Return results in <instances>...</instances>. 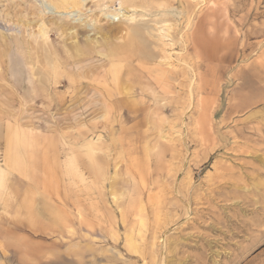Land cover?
Here are the masks:
<instances>
[{
  "label": "rangeland",
  "instance_id": "374dc122",
  "mask_svg": "<svg viewBox=\"0 0 264 264\" xmlns=\"http://www.w3.org/2000/svg\"><path fill=\"white\" fill-rule=\"evenodd\" d=\"M155 1L59 12L46 0H0V163L9 144L18 163L0 185V264H264V0ZM133 12L170 23V65L122 61L112 78L117 59L106 54ZM89 16L114 36L63 68L74 87L25 102L9 55L24 70L47 67L35 22L62 46L71 40L51 21ZM86 27L77 29L93 37Z\"/></svg>",
  "mask_w": 264,
  "mask_h": 264
},
{
  "label": "bare ground",
  "instance_id": "6f19581e",
  "mask_svg": "<svg viewBox=\"0 0 264 264\" xmlns=\"http://www.w3.org/2000/svg\"><path fill=\"white\" fill-rule=\"evenodd\" d=\"M53 8H55V10H59L60 11H68V12H80L81 8L84 6L85 1L87 0H46ZM92 4L94 5L95 8H100L99 10H101L102 8H106L108 6H112V5H116L117 8L116 10H121V9H142V10H146L147 7L152 4L155 3V0H89ZM155 1V2H154ZM159 2V1H158ZM156 2L157 7H161L162 3H158ZM156 8V7H155ZM111 9V8H110ZM160 9V8H159ZM97 10V9H96ZM39 11V10H38ZM133 11V10H132ZM58 12V11H57ZM116 12V11H115ZM114 11L111 12L110 10L108 11V14L110 16H115L118 15V13H115ZM123 12V11H122ZM93 13V12H92ZM91 13V15H92ZM102 13H104L102 11ZM101 13V15H102ZM146 13V12H145ZM99 14V13H97ZM107 14V15H108ZM66 15V14H65ZM144 14H137L136 12L131 13L128 16H125L126 21H128L126 27L124 28V34L121 36V41L124 42L121 44L119 43V45H114L112 48L109 49V51L107 52L106 55H108V60L113 61V59H117V62L115 64L112 63L110 70L111 71V76L112 78L117 77L118 74V69H119V65L121 64V62L125 61V64L127 63H133L134 60H137V63L135 64L136 68H139L140 64L143 62H149L148 60H153L156 57H158V60L161 62H164L166 64V66H169L170 64L166 63L168 60H170V55L169 53H167L164 49V47H166L167 45H169V42H164L163 39L170 37V29H171V25L170 23L167 22V20L161 19L158 20L157 18H154L152 20H150L153 25H148V24H144L141 22H138L140 17H143ZM155 15V14H154ZM164 13L162 12L161 14H159L158 16H163ZM100 16V14H99ZM98 16V17H99ZM109 16V18H110ZM157 16V15H156ZM60 17V16H59ZM66 17H68L66 15ZM65 17V18H66ZM70 17V16H69ZM89 20L87 21H83V22H79L76 19H73L71 22L73 23L71 27H67V26H63L60 22H57L55 20L50 19V21L53 23H56L57 25L60 26V31L61 34L64 36L62 38V41H67V39L71 40L69 41V44L66 43H62V46H52L50 44H48V37H47V30L45 31V26L44 23L42 22H35V24L33 26L36 27V34L35 37H38L39 39V50L43 49V55L44 56V64L47 67H44L43 65H41V63L39 64L38 60L34 59V62L37 64H39L38 67L34 68V66H30L29 69L24 70L23 66L20 61L16 62V59L18 58H14L11 56L10 52H9V62L11 61V63L9 64V71H10V75L11 77L14 76L16 78V80L18 82L25 81V90L20 94L21 98L24 99L25 102L27 101H41V100H46L47 102H53L55 99V92H53L54 94L51 93V88H53L55 91L57 89V87H59L60 85H62L61 83H66L68 86L70 87H74L75 84V80L73 78L74 73L71 71H66L63 68H65V66H68V64L75 62L76 60L80 59L79 56L83 55H89L92 53V51H95V46H101V45H105L104 42L105 39H107L109 36H114L115 33L112 34L111 30H106L104 31V26L100 25L99 23H95L96 19H93L95 17H91L89 16ZM71 18V17H70ZM40 19V18H39ZM42 19V18H41ZM111 19V18H110ZM119 19V18H118ZM137 19V20H136ZM86 20V19H85ZM98 20V19H97ZM147 20V19H146ZM43 21V20H42ZM48 21V22H50ZM122 21V20H121ZM125 21V20H124ZM148 21V20H147ZM44 22V21H43ZM46 22V21H45ZM47 22V23H48ZM65 22V21H64ZM98 22V21H97ZM105 22V21H104ZM51 23V24H52ZM70 23V22H69ZM68 23V24H69ZM148 23V22H147ZM150 23V22H149ZM26 25V22H25ZM50 25V24H49ZM48 26V25H47ZM58 26V27H59ZM86 27L88 30V27H92L93 28V32H94V36L90 37V31L86 32L85 30H81V32L77 29V27ZM106 27V26H105ZM91 28V29H92ZM121 30V29H120ZM26 32V31H25ZM55 32V31H54ZM118 32V30H117ZM57 33V32H56ZM111 33V34H110ZM99 34L103 39V41H98L95 35ZM145 34H148L150 36V38H153V40H155L156 42H158L159 44H156V42H154V45L150 43H145L144 41V36ZM93 35V34H92ZM30 36V35H29ZM59 36V34L57 35ZM83 39H82V38ZM148 37V36H147ZM120 38V37H119ZM172 38V37H170ZM149 39V38H148ZM36 40V39H35ZM50 40V39H49ZM82 41V43L80 42ZM119 41V40H118ZM150 41V39H149ZM172 41V40H171ZM7 42V41H6ZM10 42V40H9ZM17 42V41H16ZM36 43V41H35ZM18 44V43H16ZM28 44V43H27ZM52 44V43H51ZM149 44L153 45L152 48L157 49V47L159 46L160 48V55L156 56V54H154L155 52L152 51V49H150L148 46ZM82 45V46H81ZM148 45V46H147ZM9 46V45H8ZM17 46V45H16ZM15 46V47H16ZM28 46V45H27ZM6 47V46H5ZM31 47V46H30ZM29 47V48H30ZM9 48V47H8ZM7 48V49H8ZM14 48V47H13ZM12 48V49H13ZM23 48H25L23 46ZM5 49V48H4ZM10 49V48H9ZM20 49V48H19ZM31 49V48H30ZM102 49V48H99ZM18 50V49H17ZM28 50V49H27ZM26 50V51H27ZM13 51V50H12ZM16 51V50H15ZM21 51V50H20ZM40 51V54H42ZM29 52V50L27 51ZM33 52V51H31ZM30 52V53H31ZM39 54V51H37ZM70 52V53H69ZM23 53V52H22ZM63 53V54H62ZM98 52H96L97 54ZM13 54V53H12ZM15 54V53H14ZM21 54V53H20ZM25 54V53H24ZM37 54V53H36ZM39 54V55H40ZM93 54V53H92ZM17 55V54H16ZM37 55V57L39 56ZM100 55V53H99ZM27 56V55H26ZM41 56V57H42ZM101 56V55H100ZM103 56V55H102ZM105 56V55H104ZM103 56V58H104ZM34 57H35V53H34ZM28 59L31 58L27 57ZM87 58V57H86ZM85 58V59H86ZM20 59V57H19ZM24 59V58H23ZM41 59V58H40ZM106 59V58H105ZM25 60V59H24ZM42 60V59H41ZM40 60V61H41ZM33 61V60H32ZM79 61V60H78ZM77 61V62H78ZM82 61V60H81ZM80 61V63H81ZM84 61V60H83ZM157 61V60H156ZM26 62V61H25ZM29 62V61H28ZM31 62V61H30ZM43 62V61H42ZM76 64H79L77 63ZM103 62V61H102ZM8 62L6 61V64ZM23 63V61H22ZM34 63V64H35ZM83 63V62H82ZM81 63V64H82ZM101 63V62H100ZM105 63V62H104ZM24 64V63H23ZM29 63H26V65ZM32 63H30L29 65H31ZM35 64V65H36ZM86 64V63H85ZM134 64V63H133ZM154 64H156L154 62ZM132 65V64H131ZM71 66V65H69ZM68 66V69H69ZM81 66V65H80ZM79 66V67H80ZM88 66V65H87ZM125 66V65H124ZM146 66V65H145ZM163 66V65H162ZM76 67V66H75ZM91 67V66H90ZM88 66V68H90ZM130 67V66H129ZM133 67V66H132ZM132 67H130L131 69H129V71H133ZM134 67V68H135ZM143 67V66H142ZM141 67V68H142ZM104 68V67H103ZM126 68V66H125ZM145 68V67H144ZM172 68V67H171ZM71 69V68H70ZM78 69V67L76 68ZM81 69V67L79 68ZM143 69V68H142ZM147 69V68H146ZM43 70V71H40ZM83 70V69H81ZM87 70V68H86ZM138 70V69H137ZM170 70V69H169ZM2 71V70H1ZM84 71V70H83ZM82 71V72H83ZM89 71V70H88ZM128 72V70H126ZM139 71V70H138ZM137 71V72H138ZM78 72V71H77ZM125 72V71H124ZM126 72V73H127ZM141 72V71H140ZM130 73V72H129ZM128 73V74H129ZM158 73V72H157ZM6 74V73H5ZM86 74V73H85ZM100 74V73H99ZM142 74V73H141ZM140 74V76H141ZM89 76L87 77H91L90 74H88ZM132 75V74H131ZM130 75V76H131ZM135 75V73H134ZM133 75V76H134ZM138 75V74H137ZM161 75V72H159V74H157V76ZM82 76H85L84 73ZM147 76V75H146ZM9 77V76H8ZM132 77V76H131ZM130 77V78H131ZM138 77V76H137ZM161 77H163V81H164V76L163 74L161 75ZM13 78V77H12ZM10 78V79H12ZM123 78H126L123 77ZM128 78V79H130ZM133 78V77H132ZM136 78V76H135ZM141 78V77H138ZM167 78V77H166ZM83 79H86L83 78ZM134 79V78H133ZM169 79V77H168ZM15 80V79H14ZM77 80V79H76ZM82 80V79H81ZM127 80V79H125ZM96 81V80H95ZM109 81V80H108ZM131 81V80H130ZM137 81V80H136ZM135 81V82H136ZM162 81V82H163ZM125 82V81H124ZM155 82V81H154ZM153 82V83H154ZM77 83V82H76ZM83 81L79 82L78 84H82ZM167 83V82H165ZM134 84V82L132 83ZM163 84V83H162ZM19 85V84H18ZM23 85V84H22ZM76 85V84H75ZM91 85H95L91 84ZM160 85V84H159ZM167 85V84H166ZM89 86V84H88ZM156 86V84H155ZM84 87V86H83ZM92 87V86H91ZM160 87V86H159ZM102 88V87H101ZM112 88V87H110ZM123 88V87H122ZM152 88V87H151ZM153 89V88H152ZM162 89V88H161ZM122 90V89H121ZM124 90L126 92H128V94L131 92V88L129 87V85L126 83ZM123 90V91H124ZM163 90V89H162ZM58 91V90H57ZM124 91V93H125ZM154 92V91H152ZM156 92V91H155ZM105 93V92H104ZM123 93V94H124ZM69 94V93H68ZM156 94V93H155ZM61 95V94H60ZM59 95V96H60ZM125 95V94H124ZM153 95V94H152ZM161 95V94H160ZM164 95V94H163ZM157 96V95H156ZM76 95H71L70 98H75ZM78 97V96H77ZM80 98V97H79ZM118 98V97H117ZM58 99V98H57ZM70 99V101H71ZM112 99V98H111ZM116 99V98H115ZM61 100V99H60ZM66 100V99H65ZM122 100V99H121ZM119 100V101H121ZM23 101V100H22ZM58 101V100H57ZM111 101V100H110ZM43 102V101H42ZM59 102V101H58ZM105 110V109H104ZM99 140V139H98ZM93 141V140H92ZM96 144V142H90L88 144H85V148L86 151L85 153L89 156L91 155V149L92 146ZM12 144H9L8 147V152H10V154H8V156L3 157V163H0V185H1V180L2 177L4 176L10 164L11 165H16L18 163H15V161L12 158L13 155V145L11 147ZM83 145V144H82ZM6 159H9V163L6 162ZM31 159V158H30ZM92 159V158H91ZM90 159V160H91ZM97 167V166H96ZM96 173V172H93ZM95 176V174H94ZM80 177V176H79ZM97 177V176H96ZM6 178V177H5ZM92 181V180H91ZM5 183V182H4ZM4 186V185H3ZM6 186V185H5ZM4 186V187H5ZM1 188V187H0ZM7 188V187H6ZM19 191V190H18ZM29 192V191H28ZM3 194V193H2ZM31 195V194H30ZM25 199V198H24ZM1 201V200H0ZM22 201V200H20ZM24 204V203H23ZM78 205V204H77ZM23 206V205H22ZM21 206V207H22ZM3 213V212H2ZM131 235H127V245H128V249L130 248L131 250H135V246L133 244V240L129 237Z\"/></svg>",
  "mask_w": 264,
  "mask_h": 264
}]
</instances>
